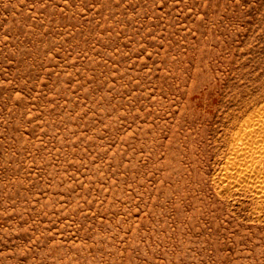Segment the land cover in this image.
<instances>
[{
	"label": "rangeland",
	"instance_id": "374dc122",
	"mask_svg": "<svg viewBox=\"0 0 264 264\" xmlns=\"http://www.w3.org/2000/svg\"><path fill=\"white\" fill-rule=\"evenodd\" d=\"M0 264H264V0H0Z\"/></svg>",
	"mask_w": 264,
	"mask_h": 264
},
{
	"label": "bare ground",
	"instance_id": "6f19581e",
	"mask_svg": "<svg viewBox=\"0 0 264 264\" xmlns=\"http://www.w3.org/2000/svg\"><path fill=\"white\" fill-rule=\"evenodd\" d=\"M252 131V128H248V132H251ZM238 145H240V142L238 143ZM246 169H244L243 171H245Z\"/></svg>",
	"mask_w": 264,
	"mask_h": 264
}]
</instances>
